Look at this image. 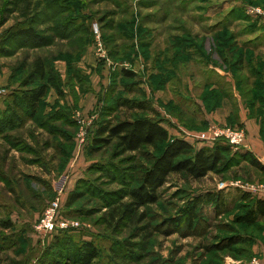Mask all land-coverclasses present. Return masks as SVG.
<instances>
[{"label":"rangeland","instance_id":"rangeland-1","mask_svg":"<svg viewBox=\"0 0 264 264\" xmlns=\"http://www.w3.org/2000/svg\"><path fill=\"white\" fill-rule=\"evenodd\" d=\"M19 27H33L48 45L18 50L8 39L10 50L0 51V118L8 122L15 114L8 127L0 122V222L13 223L11 229L0 224V264H76L75 250L85 241L100 248L104 264L111 245L133 238L134 229L109 228L105 214L126 181L135 186L133 179L162 147L120 158L113 157V147L92 152L97 123L124 117L122 110L105 108L117 99L151 100L171 138L184 137L196 148L203 133L239 127L240 101L252 114L264 109V0H0V47ZM38 58L58 89H48L30 119L25 108L18 113L14 100L44 84L26 83ZM124 69L137 77L125 78ZM93 95L95 108L85 115V100ZM79 119L90 122L82 145ZM244 150L233 148V165L203 180L169 178L159 202L145 208L160 232L134 264H257L264 219L251 227L234 222L247 204L239 201L241 193L264 197V174L245 161ZM58 182L66 186L62 212L72 231L60 243L34 229L57 197ZM74 191L84 195L66 207ZM206 192H223L230 211L218 217L205 206L193 233L180 229L166 235L178 230L166 221L183 215L190 201ZM238 235L241 243L214 248Z\"/></svg>","mask_w":264,"mask_h":264},{"label":"trees","instance_id":"trees-1","mask_svg":"<svg viewBox=\"0 0 264 264\" xmlns=\"http://www.w3.org/2000/svg\"><path fill=\"white\" fill-rule=\"evenodd\" d=\"M8 39L16 41L18 50L27 45L34 44L35 48H40L46 44V39L41 37L40 33L33 27H19L9 32L5 40H2L3 43L1 42L0 51L3 53L10 50L6 49ZM121 74L127 79L137 77L135 72L126 69L122 70ZM36 81H41L44 84L25 92L22 97L14 100L18 113L22 108H25L31 116L30 119L36 116V112L40 108L48 89L50 87L58 89L56 79L50 76L41 58L34 62L30 81L26 83L29 85ZM131 88L134 89L133 86L128 89L131 90ZM107 99L105 98L104 101H107ZM105 108H108L110 113H117L122 110L124 111V117L109 118L97 123L91 137L92 152H99L105 148L113 147V157L120 158L127 153L142 152L146 148L159 151L162 147L160 155L153 156L152 164L133 179L136 182L135 186L126 181L125 188H122L121 192L116 194L118 198L110 204L105 214L106 225L109 228H130L134 229V233L131 240L116 242L110 246V259L104 264H134L146 256L150 240L155 233L160 232L158 227L150 222L145 208L159 202L160 191L168 183L169 178L172 175H180L194 181L203 180L211 173L218 174L222 169H228L235 160L233 155H237V153H234L232 146L224 140H217L207 146L196 148L191 141L184 137L171 138L169 130L164 126V120L160 118L159 111L151 100L119 98L114 106H106ZM138 114L145 115L139 116ZM12 115L8 122L6 117L0 118L2 125L6 123L8 127L11 121L14 120L15 114ZM130 115H134V117H130ZM167 121L169 122V120ZM72 123L76 125L73 120ZM238 126L242 128L241 125ZM199 142L202 143V141ZM242 156L253 168L264 174V165L251 152L244 150ZM83 195L84 193L81 191H74L69 194L65 204L66 207H72ZM239 201L247 204L242 205L243 212L235 216L234 222L236 224L251 227L264 219V197L253 195L250 192H243ZM50 202L51 200L44 209ZM205 206L212 207L218 217L230 211L227 197L223 192H206L196 195L182 212L183 215L166 221V226L169 225L178 230H174V232L167 231L165 234L178 233L180 229L193 233L197 230L199 223L202 222L199 211ZM62 209L63 207L61 208L62 217L69 219L66 214L64 215ZM0 224L5 229L13 227V223L9 219L2 220ZM67 232L72 231L59 230L53 233L54 241L60 243ZM242 241L243 237L238 235L231 238L226 245H216L214 248L226 249ZM75 254L77 257L76 264H102L100 262L102 259L101 250L92 241L83 242L75 250ZM68 255L73 257L71 254Z\"/></svg>","mask_w":264,"mask_h":264},{"label":"built area","instance_id":"built-area-1","mask_svg":"<svg viewBox=\"0 0 264 264\" xmlns=\"http://www.w3.org/2000/svg\"><path fill=\"white\" fill-rule=\"evenodd\" d=\"M258 13H261L259 10ZM95 32L97 35L99 33L98 28H95ZM97 52L100 57H104V50L100 42L96 44ZM81 125V131L78 134L77 140L81 145L85 142L87 136V129L90 125V122L86 120L79 119L78 120ZM246 133L245 130L239 127H228L222 129H215L210 131V134L203 133L198 136L199 141L206 143H214L217 140H224L228 143L232 148L244 147L246 145ZM66 190V186L64 182H58L55 184V192L57 193V197L48 204V206L43 210L39 219L34 226L35 231L41 237H48L59 230H68L69 228V219L63 218L61 215L62 208V195ZM250 193H253L252 190Z\"/></svg>","mask_w":264,"mask_h":264},{"label":"crops","instance_id":"crops-1","mask_svg":"<svg viewBox=\"0 0 264 264\" xmlns=\"http://www.w3.org/2000/svg\"><path fill=\"white\" fill-rule=\"evenodd\" d=\"M258 14L262 15L261 13ZM102 74L106 75L104 70ZM94 98V95L93 97L90 96L86 98L84 107L85 109L83 114L86 115L95 108L94 106L96 105V103ZM239 104L240 107L235 120L239 122V124L242 126L243 130H245L246 133L247 138L246 145L244 146V148L246 149V151L251 152L253 156H255L264 165V109L261 114L255 115L249 112V109L246 108L243 102L240 101ZM199 144V148L209 145V143L206 142H202ZM260 247L261 248L257 247V252L262 254L257 259L258 261L256 263L264 264V243H262Z\"/></svg>","mask_w":264,"mask_h":264}]
</instances>
